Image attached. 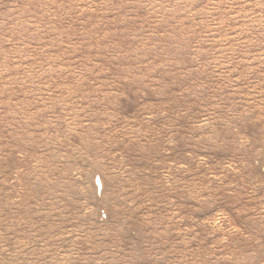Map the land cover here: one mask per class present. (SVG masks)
<instances>
[{
	"label": "rangeland",
	"instance_id": "374dc122",
	"mask_svg": "<svg viewBox=\"0 0 264 264\" xmlns=\"http://www.w3.org/2000/svg\"><path fill=\"white\" fill-rule=\"evenodd\" d=\"M0 264H264V0H0Z\"/></svg>",
	"mask_w": 264,
	"mask_h": 264
}]
</instances>
